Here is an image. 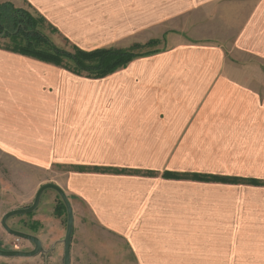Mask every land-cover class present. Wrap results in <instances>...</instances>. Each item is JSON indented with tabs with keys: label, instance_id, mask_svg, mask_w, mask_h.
Instances as JSON below:
<instances>
[{
	"label": "crops",
	"instance_id": "obj_1",
	"mask_svg": "<svg viewBox=\"0 0 264 264\" xmlns=\"http://www.w3.org/2000/svg\"><path fill=\"white\" fill-rule=\"evenodd\" d=\"M20 1L84 51L159 43L100 79L0 46V156L51 175L116 263L264 264V0Z\"/></svg>",
	"mask_w": 264,
	"mask_h": 264
},
{
	"label": "rangeland",
	"instance_id": "obj_2",
	"mask_svg": "<svg viewBox=\"0 0 264 264\" xmlns=\"http://www.w3.org/2000/svg\"><path fill=\"white\" fill-rule=\"evenodd\" d=\"M12 10L16 11V15L22 16L27 22L37 20L38 24L33 27L34 32L42 35L44 40L60 49L68 52L73 51V46L70 43L64 40L45 21L40 20L38 15L20 0H0V17H2L0 24L7 25L12 31L15 30L19 20L15 22V13ZM10 42L9 39L0 36V44L5 45ZM55 182L51 175L33 173L18 168L13 166L11 161L0 156V249L22 252L33 249L34 245L28 240L8 234L1 226V218L9 211L29 207L42 185L54 184L59 187ZM43 194L40 206L31 215L12 216L6 222L12 230L37 237L41 242L42 252L29 258L0 257V264H63L66 209L55 191L47 189ZM69 204L72 211L74 207L73 216H75L71 238L70 264H97V262L98 264H119L116 263L114 257L121 253V245L114 238L105 237V233L99 230L95 222L91 221L80 204L74 201H69ZM40 207L41 209L37 211ZM98 236L101 237L99 241L102 244V250L95 252L94 243L98 241Z\"/></svg>",
	"mask_w": 264,
	"mask_h": 264
},
{
	"label": "trees",
	"instance_id": "obj_3",
	"mask_svg": "<svg viewBox=\"0 0 264 264\" xmlns=\"http://www.w3.org/2000/svg\"><path fill=\"white\" fill-rule=\"evenodd\" d=\"M13 12L15 13V22L19 20L16 23L17 27L12 31L7 27V25L3 26L2 24H0V36L11 41L9 44H0L1 47L12 52L31 56L38 60L54 64L76 75H83L87 78H104L107 75L115 72L116 70L126 67L128 63L136 58L148 56L155 53V50L143 52V49L153 48L159 43L158 40H150L145 45H133L127 49L97 48L91 51H84L76 46H73V51L68 52L50 44L42 38V35L34 32L35 30L33 29V27L34 25L38 24L37 20L34 21L31 19L33 23L29 21L27 22L26 19L22 18V16L16 15V11ZM38 17L40 20L45 21L42 17ZM0 18L1 22L2 17ZM162 176L165 178L176 179L188 178L198 181L250 183L254 185L261 184V182L255 180H243L237 178H224L205 175H177L171 173H163ZM31 214L32 213L28 215Z\"/></svg>",
	"mask_w": 264,
	"mask_h": 264
},
{
	"label": "water",
	"instance_id": "obj_4",
	"mask_svg": "<svg viewBox=\"0 0 264 264\" xmlns=\"http://www.w3.org/2000/svg\"><path fill=\"white\" fill-rule=\"evenodd\" d=\"M51 189L55 191L61 198V200L64 203L65 209H66V227H65V234H64V239H63V264H70V247H71V238H72V229H73V211L72 208L69 204L68 198L64 191L57 187L54 184H44L42 185L38 191L36 192L35 198L33 200V203L26 208L22 209H16L9 211L3 215L1 218V226L2 228L8 233L11 234L15 237L21 238L28 240L34 245V248L31 251L28 252H22V251H17V250H2L0 249V257L4 258H15V257H22V258H29V257H34L42 252V246L40 240L32 235L22 233L19 231L12 230L9 228L7 225V220L12 217V216H17L21 214H28L30 212H33L40 200L41 194L47 190Z\"/></svg>",
	"mask_w": 264,
	"mask_h": 264
},
{
	"label": "flooded vegetation",
	"instance_id": "obj_5",
	"mask_svg": "<svg viewBox=\"0 0 264 264\" xmlns=\"http://www.w3.org/2000/svg\"><path fill=\"white\" fill-rule=\"evenodd\" d=\"M35 211V210H34ZM30 213H32V212H30ZM30 213H28V214H30ZM28 214H25V215H28ZM33 248H34V246H33Z\"/></svg>",
	"mask_w": 264,
	"mask_h": 264
}]
</instances>
